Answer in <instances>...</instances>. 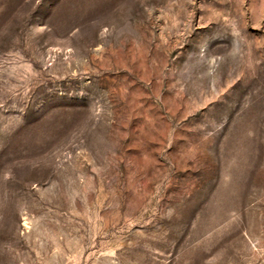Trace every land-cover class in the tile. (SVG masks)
<instances>
[{
  "label": "rangeland",
  "instance_id": "obj_1",
  "mask_svg": "<svg viewBox=\"0 0 264 264\" xmlns=\"http://www.w3.org/2000/svg\"><path fill=\"white\" fill-rule=\"evenodd\" d=\"M0 264H264V0H0Z\"/></svg>",
  "mask_w": 264,
  "mask_h": 264
}]
</instances>
